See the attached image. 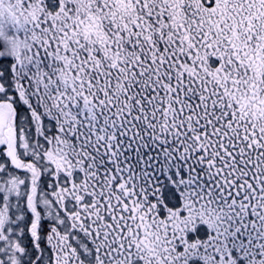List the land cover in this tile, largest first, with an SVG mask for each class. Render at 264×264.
Instances as JSON below:
<instances>
[{
  "label": "snow or ice",
  "instance_id": "6c2138e0",
  "mask_svg": "<svg viewBox=\"0 0 264 264\" xmlns=\"http://www.w3.org/2000/svg\"><path fill=\"white\" fill-rule=\"evenodd\" d=\"M0 264H264V0H0Z\"/></svg>",
  "mask_w": 264,
  "mask_h": 264
}]
</instances>
